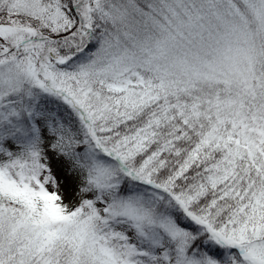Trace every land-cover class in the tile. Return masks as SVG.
Segmentation results:
<instances>
[{"label":"snow or ice","instance_id":"obj_1","mask_svg":"<svg viewBox=\"0 0 264 264\" xmlns=\"http://www.w3.org/2000/svg\"><path fill=\"white\" fill-rule=\"evenodd\" d=\"M0 264H264V0H0Z\"/></svg>","mask_w":264,"mask_h":264}]
</instances>
